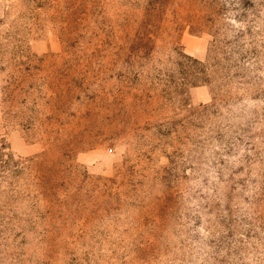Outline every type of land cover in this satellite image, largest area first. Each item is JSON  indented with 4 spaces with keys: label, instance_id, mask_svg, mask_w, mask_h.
Returning a JSON list of instances; mask_svg holds the SVG:
<instances>
[{
    "label": "rangeland",
    "instance_id": "obj_1",
    "mask_svg": "<svg viewBox=\"0 0 264 264\" xmlns=\"http://www.w3.org/2000/svg\"><path fill=\"white\" fill-rule=\"evenodd\" d=\"M0 264H264V0H0Z\"/></svg>",
    "mask_w": 264,
    "mask_h": 264
}]
</instances>
